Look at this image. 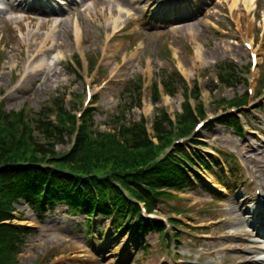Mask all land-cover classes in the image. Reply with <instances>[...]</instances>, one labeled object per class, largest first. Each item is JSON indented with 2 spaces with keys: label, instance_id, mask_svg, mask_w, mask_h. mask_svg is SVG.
Returning <instances> with one entry per match:
<instances>
[{
  "label": "rangeland",
  "instance_id": "obj_1",
  "mask_svg": "<svg viewBox=\"0 0 264 264\" xmlns=\"http://www.w3.org/2000/svg\"><path fill=\"white\" fill-rule=\"evenodd\" d=\"M56 1L58 4L53 0H33L37 4L29 7L22 0H0V103L6 112L22 108L38 112L53 99L63 97L64 108L74 114L85 100L84 87L93 82L97 96L95 120L99 129L105 130L102 122L115 112L121 84L139 76L145 82V100L140 109L134 107L126 113L129 121L144 116L150 122L158 109H164L172 118L181 112L183 89L179 85L173 97L162 96L155 105L150 102L152 79L160 81L174 68L190 87L198 78L199 100L212 117L227 109L226 105L221 107L213 101H229L234 95H242L246 81L252 76L254 90L260 88L261 81L264 83V0H255L250 12L244 5L247 0H236L235 8L231 6L232 0H190L187 14L194 16L186 21L189 28L165 14L159 18L162 6L156 9L153 5L147 11L151 2L145 0ZM53 9L58 13L44 14ZM47 37H51L52 50H48ZM247 38L258 43L259 64L254 73L247 69V55L241 46ZM198 53L202 60L196 59ZM76 55L82 66L73 74L69 68ZM97 59L100 69L91 75ZM231 59L236 61V73L241 80L233 89L225 86L213 89L210 81L215 78L217 68L223 62H232ZM40 61L46 65L42 72L35 73ZM256 106L253 103L248 109L249 119L263 122V126L250 122L251 128L260 134L255 135L256 139L247 135L238 138L228 129L216 127L205 132L207 147L238 156L242 163L243 154L249 152L259 157L264 166V116L255 111ZM69 148L70 140L57 146V151L66 152ZM237 171L229 176L220 169L213 170L214 176L223 181L217 188L213 185L222 196L214 195L221 200H211L209 189L199 187L188 195L173 194V199L161 200L155 211L158 215L191 228L190 234L181 236L175 253L166 237L151 234L143 239V244H132L133 237L123 231L113 234L109 223L103 224L100 219L94 220V224L105 225L108 232L101 239L96 231L88 235L84 217L72 215L63 205L55 206L41 219L26 206H18L16 217L22 216L25 221L15 224L34 229L26 237L18 256L19 264H251L260 257L253 253L254 246H261L255 243L252 229L228 225L231 221L228 211L235 200L242 203L251 193L244 169ZM240 207L241 218L247 219L245 207ZM225 235L235 238H224ZM143 246L147 248L143 250ZM247 259L249 262L245 263Z\"/></svg>",
  "mask_w": 264,
  "mask_h": 264
},
{
  "label": "trees",
  "instance_id": "obj_2",
  "mask_svg": "<svg viewBox=\"0 0 264 264\" xmlns=\"http://www.w3.org/2000/svg\"><path fill=\"white\" fill-rule=\"evenodd\" d=\"M218 75L229 88H234L241 79L229 63L219 67ZM160 82L163 92L171 97L176 94V86H181L184 101L175 123L164 110H157L152 121V138L156 143L148 136L144 118L139 121L126 118L132 108L141 106L140 78L123 85L115 113L104 122L110 129L108 132L99 131L94 110L89 109L75 133L74 115L64 108L62 99L37 113L25 108L6 113L0 106V264H19L17 257L31 231L11 224L15 219L13 205L19 200L40 215L45 207L52 209L64 204L72 214L85 216L88 225L93 217L111 218L114 229L131 220L138 237L162 233L160 223L145 222L139 217L138 207L123 192L143 201L152 211L160 199L172 197L166 190L193 188L189 171L184 170L186 166H179L181 157L191 161L184 147L175 148L174 153L181 157L173 153L156 161L172 141L189 135L197 118H204V110L199 103L192 109L187 101L186 83L175 71L161 77ZM151 93L152 102H158L160 95L155 82ZM190 94L197 100L199 91L194 87ZM245 99L244 93L221 103L239 107L245 104ZM220 122L241 133L235 116H224ZM72 137L69 150L58 153L56 147ZM193 155L199 158L198 152ZM193 176L201 183L196 174Z\"/></svg>",
  "mask_w": 264,
  "mask_h": 264
},
{
  "label": "bare ground",
  "instance_id": "obj_3",
  "mask_svg": "<svg viewBox=\"0 0 264 264\" xmlns=\"http://www.w3.org/2000/svg\"><path fill=\"white\" fill-rule=\"evenodd\" d=\"M74 1V0H71ZM232 7L235 8L237 5V1L236 0H232ZM244 5L246 7V9L248 10V12L252 11V9L254 8V0H247L244 2ZM176 5L172 4L171 1L168 0H164L163 3V7H162V12L163 13H167L166 17L167 18H172L173 22L177 23V24H182V27L185 28H189V25H187L186 21L192 19L194 15H189L187 16L186 12H188V10H190V6L189 4H184V6L182 8H175ZM183 14V16H181V14ZM164 15H160L159 17L161 18ZM116 28V27H115ZM48 39H50L49 43L51 42V37H47ZM47 40V39H46ZM42 52V51H41ZM198 58H200V55H197ZM46 63H43V61H40L39 64L36 67L35 73L37 72H42L44 67H45ZM246 163H247V172L249 174V177L253 180V182H257L260 183L257 186V189L261 190V196L264 197V174H263V168L261 166V161L259 158L257 157H248L246 158ZM250 165L252 167H250ZM259 173V175L257 176L256 174ZM209 182H212L211 178H208ZM256 201V196H251L249 198H243L242 199V203L241 201H239L238 199L235 200V202L233 203L232 207L229 209L228 214L229 216H231V221H228V225H245L247 227H252L254 225L253 230H255L256 232V236L259 239V236L257 233H264V217L262 216L261 218L258 217L259 214V207L256 206L255 210H253L252 212L247 210L248 205H250V203H255ZM241 205H243L245 207V213H247L249 215V217L247 219L241 218V214L239 213L241 210ZM249 209V207H248ZM255 215V217L253 216ZM224 238H235L232 236H226ZM255 254L259 255L260 257L257 258L256 260H254L251 264H264V258H262L264 256V246H254L253 248ZM249 262V259H247L245 261V263Z\"/></svg>",
  "mask_w": 264,
  "mask_h": 264
}]
</instances>
